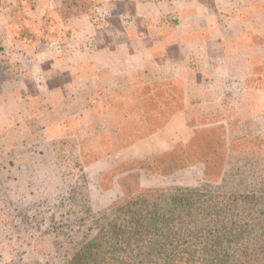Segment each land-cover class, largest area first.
<instances>
[{"label": "rangeland", "instance_id": "374dc122", "mask_svg": "<svg viewBox=\"0 0 264 264\" xmlns=\"http://www.w3.org/2000/svg\"><path fill=\"white\" fill-rule=\"evenodd\" d=\"M97 2L67 0L63 16L92 11ZM21 10L23 20L27 15ZM72 40L53 37L47 46L64 54ZM92 44L80 41L85 49ZM24 61L0 69L7 78L0 94V264H71L75 253L107 226L116 202L139 189L173 187L201 188L202 199L214 195L216 202L227 203L225 210L210 200L206 209L197 199L188 223L193 231L206 220L221 223L234 214L239 222H252L239 238L224 239L222 251L207 257L264 264L263 110L246 100L203 102L191 117L172 118L169 113L183 107V84L164 85L158 70L146 74L130 68L101 71L110 83L85 103L81 96L67 100L43 82L17 83L16 73L31 64ZM40 69H33V76L42 75ZM14 91L45 100H14ZM172 151L184 157V168L163 174L141 167L155 169L153 157L162 158L160 168L167 167L170 159L164 155ZM190 237L198 249L209 240L204 232ZM202 256L196 253V259Z\"/></svg>", "mask_w": 264, "mask_h": 264}, {"label": "crops", "instance_id": "0c3cea01", "mask_svg": "<svg viewBox=\"0 0 264 264\" xmlns=\"http://www.w3.org/2000/svg\"><path fill=\"white\" fill-rule=\"evenodd\" d=\"M66 1L0 0V69L23 58L31 63L16 73L17 83L43 82L64 99L81 96L85 103L110 83L101 71L158 70L159 83L180 82L185 89L172 118L191 117L203 102L246 100L264 112V0H98L92 11L63 16ZM64 36L73 37L64 54L47 46V39ZM82 39L94 47L82 48ZM38 68L42 75L33 76ZM6 79L0 75V94ZM31 98L45 100L17 91L12 96ZM46 99L52 102L51 95Z\"/></svg>", "mask_w": 264, "mask_h": 264}, {"label": "trees", "instance_id": "16d2710c", "mask_svg": "<svg viewBox=\"0 0 264 264\" xmlns=\"http://www.w3.org/2000/svg\"><path fill=\"white\" fill-rule=\"evenodd\" d=\"M164 156L171 161L166 160L168 166L163 169L158 163L161 157L151 159L158 165L155 169L141 167L149 173L163 174L184 168L180 162L184 157L176 155L175 151ZM201 191V188L183 187L147 188L127 194L115 203L112 218L99 236L85 243L75 253L71 264H227L223 257L209 258L207 255L222 251L224 239L239 238L244 227H249L252 222H239L234 214V219L221 223L206 220L202 227L193 231L188 223L192 222L197 199L204 195ZM210 200L214 204L215 196L199 202L206 208ZM216 204L226 210L227 203L224 204L223 198ZM194 232H204L209 238L199 249L193 247L198 244L190 237ZM197 252H202L205 257L196 259Z\"/></svg>", "mask_w": 264, "mask_h": 264}]
</instances>
